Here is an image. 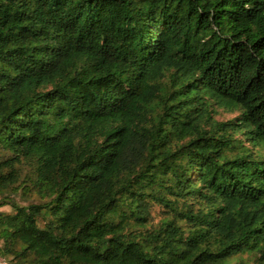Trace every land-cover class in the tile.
<instances>
[{
  "label": "trees",
  "instance_id": "16d2710c",
  "mask_svg": "<svg viewBox=\"0 0 264 264\" xmlns=\"http://www.w3.org/2000/svg\"><path fill=\"white\" fill-rule=\"evenodd\" d=\"M3 205L11 264H264V0H0Z\"/></svg>",
  "mask_w": 264,
  "mask_h": 264
},
{
  "label": "rangeland",
  "instance_id": "374dc122",
  "mask_svg": "<svg viewBox=\"0 0 264 264\" xmlns=\"http://www.w3.org/2000/svg\"><path fill=\"white\" fill-rule=\"evenodd\" d=\"M221 116H225V117H231L232 115L231 114H222ZM0 211H4V212H9L11 211V206L10 205H3V206H0Z\"/></svg>",
  "mask_w": 264,
  "mask_h": 264
},
{
  "label": "built area",
  "instance_id": "2783aa9c",
  "mask_svg": "<svg viewBox=\"0 0 264 264\" xmlns=\"http://www.w3.org/2000/svg\"><path fill=\"white\" fill-rule=\"evenodd\" d=\"M0 264H11L9 259L0 256Z\"/></svg>",
  "mask_w": 264,
  "mask_h": 264
}]
</instances>
